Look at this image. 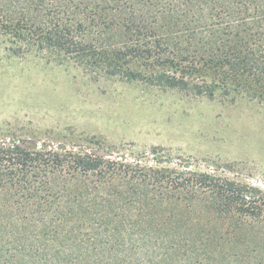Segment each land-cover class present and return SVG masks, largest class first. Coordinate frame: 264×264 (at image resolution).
<instances>
[{
	"label": "trees",
	"instance_id": "16d2710c",
	"mask_svg": "<svg viewBox=\"0 0 264 264\" xmlns=\"http://www.w3.org/2000/svg\"><path fill=\"white\" fill-rule=\"evenodd\" d=\"M105 30L119 36L112 46L99 41ZM0 36L122 78L140 77L119 64L137 59L153 69L141 78L166 88L231 90L264 105V0H0ZM109 163L0 134L9 262L264 264V189L214 168L125 166L122 175ZM138 250L146 260L133 263Z\"/></svg>",
	"mask_w": 264,
	"mask_h": 264
},
{
	"label": "rangeland",
	"instance_id": "374dc122",
	"mask_svg": "<svg viewBox=\"0 0 264 264\" xmlns=\"http://www.w3.org/2000/svg\"><path fill=\"white\" fill-rule=\"evenodd\" d=\"M93 35L87 32L89 45ZM118 40L105 30L99 41L108 47ZM129 60L119 64L140 77L122 78L0 36V134L36 150L105 154L110 169L122 175L125 166L166 172L178 165L197 173L214 168L264 189L263 104L231 90L217 89L210 98L166 88L141 78L151 74L150 66ZM1 237L7 242L0 246L6 254L0 264H14L8 230ZM129 259L146 260L140 250Z\"/></svg>",
	"mask_w": 264,
	"mask_h": 264
}]
</instances>
